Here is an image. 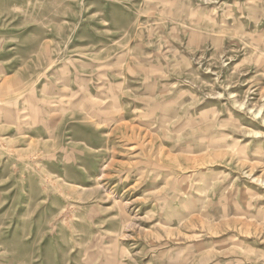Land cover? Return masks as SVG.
<instances>
[{"label": "rangeland", "instance_id": "rangeland-1", "mask_svg": "<svg viewBox=\"0 0 264 264\" xmlns=\"http://www.w3.org/2000/svg\"><path fill=\"white\" fill-rule=\"evenodd\" d=\"M0 264H264V0H0Z\"/></svg>", "mask_w": 264, "mask_h": 264}]
</instances>
